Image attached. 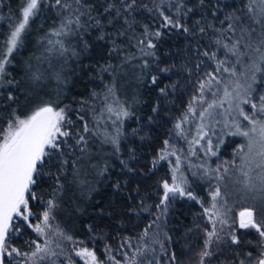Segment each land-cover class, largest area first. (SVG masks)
Wrapping results in <instances>:
<instances>
[{
	"label": "snow or ice",
	"instance_id": "obj_1",
	"mask_svg": "<svg viewBox=\"0 0 264 264\" xmlns=\"http://www.w3.org/2000/svg\"><path fill=\"white\" fill-rule=\"evenodd\" d=\"M45 7L54 12L55 26L40 38L39 54L24 63L23 74L17 79L13 75L16 54L31 22ZM7 20L9 30L0 40V264H77L73 256L83 264H180L167 246L172 237L162 228L179 198L200 204L207 225H211L203 229L205 239L197 264H264V93L252 102L254 85L264 83V0H20ZM93 33L97 42L109 45V56L118 63L97 66L102 86L93 89L87 100L81 99L73 119V109L62 105L60 96L68 82L70 61L79 60L91 47L85 37ZM172 33L182 36L187 45L183 71L191 76L189 62L195 61L199 77V95L192 97L187 112L174 124L177 134L183 135L188 114H196L193 104H204L206 91L216 97L220 91L216 86L223 84L219 102H208L199 117L203 121L213 115L210 110L224 103L231 109L233 100L237 101L235 108L248 124L233 118L227 134L243 141L231 161L203 169V175L218 181L206 206L190 189L188 179L182 173L177 175L180 157L169 140H164L150 161L149 171L175 156L171 180L158 181L154 205L141 195L137 185L123 208L125 215L138 220L152 217L135 237L136 242L124 237L113 248L107 240L116 237L88 227L93 239L106 241L104 259L84 241L54 227L52 221L68 191L88 198L95 183L108 175L107 156L119 160L122 172L137 171L129 165V161L139 159L136 148L129 143L125 158L121 146L129 137H150L143 126L129 132L124 122L133 117L139 120L133 109L143 102L139 89L145 85L158 93L147 124H153L165 111L170 91H175L177 84L164 80H170L178 70L161 58L160 44ZM206 64L210 70H205ZM221 73L234 79L225 82ZM105 74L110 78L107 81ZM53 83L55 87L49 91ZM229 85H233L231 90ZM126 86L135 90L123 99ZM241 105H250L251 111L246 112ZM101 125H105L103 131ZM225 126L229 127L227 122ZM206 136L201 124L197 137L189 143L199 144ZM107 148H111L110 153ZM217 150L209 139L206 152L216 156ZM44 177L51 181L50 191L47 196L37 195V185ZM127 183L118 180L113 187L126 190ZM229 199L242 206L238 217L230 215ZM33 201L44 205L38 223L32 221L36 217ZM25 225L36 238L16 246L17 239L25 235ZM253 233L255 239L250 238ZM114 252L124 259H117Z\"/></svg>",
	"mask_w": 264,
	"mask_h": 264
},
{
	"label": "trees",
	"instance_id": "obj_2",
	"mask_svg": "<svg viewBox=\"0 0 264 264\" xmlns=\"http://www.w3.org/2000/svg\"><path fill=\"white\" fill-rule=\"evenodd\" d=\"M19 2L20 0H0V17H2L0 18V40L7 35L9 30L7 18L12 12L18 9ZM231 2L232 0H229V3ZM55 22L56 16L54 12L47 7L43 8L40 14L31 22L30 29L23 39L22 47L16 54L13 75L17 79L23 74L22 67L24 63L33 54H39L40 46L38 41L55 26ZM85 39L90 42L91 47L81 55L79 60L70 61V70L67 73L68 82L63 86L64 92L60 96L61 104L69 105L73 109V119H76V109L80 107L79 102L81 99L87 100L93 89L99 90L102 86V82L97 76V66H102L109 62L113 64L118 63L117 58L109 56V45L104 42H97L94 33L86 36ZM186 46L184 38L177 36L175 33L166 36L160 44L161 58L169 64H175L178 70L177 74L172 75L170 80H164L166 84H177L176 90L170 91L169 102L164 106L165 111L161 113L160 117L153 124H147V117L152 115L151 107L158 93L151 87L145 85L139 89V94L143 102L136 105L133 109L139 113V120L133 117L124 122V128L129 132L134 128L143 126L144 133L150 137V139L145 140H141L139 136L135 138L129 137L128 142L123 143L121 146L122 155L125 158L127 157L129 143L132 147L136 148L139 159L129 161V165L137 169V171L134 174L122 172L119 160L113 156H107L109 173L105 178H100L95 183L94 190L88 194V198L80 196L77 199V192L74 190L68 191L63 197L60 208L55 213V219L52 221L54 227L59 226L77 241H84L88 247L94 248L101 258L106 259L104 255V244L106 241L103 239H93V234L89 232L88 227L91 225L97 232H104L108 237H116V239L107 240V243L111 244L113 248H116L118 240L124 237H132L133 243H135V237L142 231L152 217L142 216L138 220L135 217L125 215L123 208L128 203V195L139 185L141 195L148 197L150 203L154 205L158 200V196L153 195L158 188V181L162 179L171 180L170 167L172 168L173 165L167 161H162L154 171H149V169L151 159L163 147L164 140H169L171 147H179L178 145L181 144L182 149L184 147L187 148L188 152L189 150L192 152L191 144L189 143V147L187 144L188 141H191L195 137L196 130L193 128L187 129L186 125L189 124L188 122L195 120L202 104L198 102L193 104L196 114H188L187 123H184L182 126L183 135H178L177 130L174 129V124L178 122V118H182L183 114L187 112L189 101L193 96L199 95L197 92V80L199 77L195 71V61L189 62V67L192 68L191 76H188L183 71V65L185 63L183 49ZM165 52L169 53V55L166 56ZM205 70H210L208 64L205 65ZM221 76L225 82L232 79L225 73H221ZM104 79L107 81L110 78L105 74ZM221 85L223 86V84ZM54 87L55 84L53 83L48 90L51 91ZM254 88L256 92L253 94V103L257 102L259 95L264 93V83H257L254 85ZM134 90V88L126 86L121 93V98L127 99L132 95ZM207 93L209 95V92L206 91L205 99L208 96ZM24 103L25 101L21 98V105ZM129 103H131L130 100ZM250 111V105H247L246 112ZM85 116L90 119V114L87 111L85 112ZM104 119L107 120V116ZM79 123V120H77V125ZM104 127L105 125H101V131H103ZM178 136L181 140L178 138L174 145L173 140ZM182 137H187V139ZM179 148L181 149V147ZM200 148H202L201 145ZM93 150L95 151L96 149L94 148ZM107 152L110 153L111 148H107ZM217 152L219 153L218 150ZM190 155L192 154L190 153ZM183 156L186 158V153H183ZM192 156V159L189 161L190 163L188 162L189 167L191 164L192 168L187 169V174L184 173L183 175L188 179V184L193 193L207 206L210 201L209 192L217 183L215 179L208 178L202 185L194 186L193 173H196L197 176V171H200L202 162L199 160L198 154ZM218 158L215 163L206 162L205 167L214 168L218 163L230 161L222 157V153L220 156L218 155ZM118 180L121 182L124 180L128 181L126 190L117 191L113 187ZM50 184L51 181L47 177H44L43 181L37 185V195L47 196V193L50 191ZM32 203L33 209L36 212V217H33L32 221L33 223H38L39 219L37 217H39L44 205L35 201ZM240 210H242V206L240 204L236 205L232 208L230 215L238 217ZM206 225L207 217L203 215V209L200 204L195 201L179 198L175 201L174 206L169 209L166 217V225L162 223V228L172 237L171 243L167 244V246L169 251L176 253L180 264H197L199 260L197 253L203 246L205 239L203 229ZM207 227L210 228L211 225H207ZM23 231L25 235L17 239L16 246H20L24 240L36 238L35 233L28 229L26 225ZM225 231H227V228H225ZM250 238L255 239V234L253 233ZM70 249L71 245H68L67 250L70 251ZM113 255H116L117 259H122V256L118 255V252H114ZM77 264L81 263L77 261Z\"/></svg>",
	"mask_w": 264,
	"mask_h": 264
},
{
	"label": "rangeland",
	"instance_id": "obj_3",
	"mask_svg": "<svg viewBox=\"0 0 264 264\" xmlns=\"http://www.w3.org/2000/svg\"><path fill=\"white\" fill-rule=\"evenodd\" d=\"M232 79H234V78H232ZM231 87H233V85H229V90H231ZM216 88L220 89L218 95L216 97H213L210 92H209V95L207 93L208 96L205 99L206 102L201 105V107L198 111L197 117L195 118L196 121L194 120L192 122H188L189 124L186 125L187 129L193 128L196 130V132H195L196 135L194 138L197 137V129L201 124L204 125V131L207 132V136L203 140H200L199 144H195V145L191 144V146H190L192 148V151H194L196 154L199 155V160L202 162L200 171H197L198 172L197 176L196 175L194 176V179H193L194 186L202 185L203 182L205 183L207 181V179L209 178L208 176L203 175V169L206 168L205 167L206 162L215 163L217 161V159H219L218 155L220 156L221 153H222V157H224L225 159L230 160V161L233 159L234 149L239 145L240 142L243 141L242 137L231 136V135L227 134L231 128L233 118L240 121L242 125L248 124L247 121L243 120V117H241L239 115L238 110L235 108V103H237V101H235V100H233V102H232L231 109H230V106L228 103H224L222 107H217L215 109L210 110L213 112V115L211 117H206L203 121H201V119L199 117L200 111L203 108L207 107L208 102H212L213 100L219 102V100L222 97L223 86L220 85V86H217ZM241 107H243L246 111L247 105H241ZM226 122L229 125V127L225 126ZM108 123H110V121ZM196 123H198V124H196ZM248 127H251V126L248 125ZM232 130H234V129H232ZM178 138L181 140V138L179 136L175 137L173 140V144L175 143V141L177 142ZM182 138H184V137H182ZM209 139L212 141L214 150L217 149V145H218L219 153L217 152L218 153L217 157L212 156L211 153L206 152L207 141ZM184 141H185V143H187L186 140H184ZM187 145L189 147V145H190L189 141H188ZM200 145L202 148H200ZM178 146L181 147V149L179 147H175V146L171 147L172 149L176 150L177 155L180 157V161H181L180 171L177 173V175H180L181 173L187 174V172H188L187 169L189 170L190 167L192 168L191 164H190V167L188 164L190 163L189 161L192 159L193 156L190 155V153H191L190 150L188 152L187 148L183 147V149H182L181 144H179ZM183 153L184 154L186 153V156H187L186 158H185V156H183ZM188 153L190 156L188 155ZM175 159H176L175 156H171L168 158L167 162H169V161L173 162L170 164H172L174 166ZM170 169H171V167H170ZM216 183H218V181H216ZM220 186L223 190V184H221ZM76 198L77 199L80 198L79 193H76ZM229 205L232 208H234L236 205H239V204L235 203L232 199H229ZM127 251L131 252V250H127ZM118 255H120V254L118 253ZM73 257L75 260H77L78 262L83 264V261L79 260L78 257H75V256H73ZM123 259H124V257L122 256L121 260H123Z\"/></svg>",
	"mask_w": 264,
	"mask_h": 264
}]
</instances>
